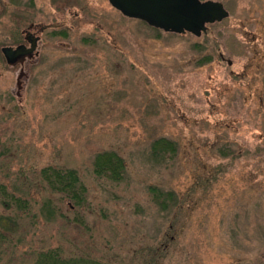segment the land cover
I'll return each mask as SVG.
<instances>
[{
    "label": "rangeland",
    "instance_id": "1",
    "mask_svg": "<svg viewBox=\"0 0 264 264\" xmlns=\"http://www.w3.org/2000/svg\"><path fill=\"white\" fill-rule=\"evenodd\" d=\"M201 1L229 17L197 37L106 0H0V264L52 249L90 264H264V0ZM64 19L8 62L1 49L30 25ZM102 153L120 176L98 170ZM44 169L72 173L79 199Z\"/></svg>",
    "mask_w": 264,
    "mask_h": 264
},
{
    "label": "water",
    "instance_id": "2",
    "mask_svg": "<svg viewBox=\"0 0 264 264\" xmlns=\"http://www.w3.org/2000/svg\"><path fill=\"white\" fill-rule=\"evenodd\" d=\"M126 17L146 22L149 26L167 33H191L200 37L207 31V24L222 22L229 17L224 5L216 1L200 0H109ZM6 47L3 53L10 64L31 54L25 50ZM231 64V61H229Z\"/></svg>",
    "mask_w": 264,
    "mask_h": 264
},
{
    "label": "trees",
    "instance_id": "3",
    "mask_svg": "<svg viewBox=\"0 0 264 264\" xmlns=\"http://www.w3.org/2000/svg\"><path fill=\"white\" fill-rule=\"evenodd\" d=\"M155 149L160 151L174 153L175 146L174 144L170 143L166 140H160L156 143ZM97 165L98 170L103 175H111L114 178L119 174L122 173L124 169V162L123 160L116 154H107L102 153L97 157ZM43 177H45L50 183L51 187L57 190L59 193H70V196L73 199L78 200L79 197L78 190L75 189V182H77V178L74 175H70L72 173L67 172L65 175L62 171H53L50 170H43L42 171ZM70 178L71 180H69ZM50 179V180H49ZM69 195V194H68ZM19 201V200H18ZM15 202H11L10 205L14 207L17 205L19 210L23 207L22 203L24 204V209L27 208L26 202H20V205ZM13 203V204H12ZM28 209V208H27ZM91 260L84 257L73 256L64 258L62 256V252L60 249H52L50 251L41 252L37 257L35 264H90Z\"/></svg>",
    "mask_w": 264,
    "mask_h": 264
},
{
    "label": "flooded vegetation",
    "instance_id": "4",
    "mask_svg": "<svg viewBox=\"0 0 264 264\" xmlns=\"http://www.w3.org/2000/svg\"><path fill=\"white\" fill-rule=\"evenodd\" d=\"M109 5L111 6V8L115 9L116 11H118L123 17L128 18L126 16L123 15V13L118 10L117 8H115L109 0H106ZM64 5V9L62 10L63 12H61L60 17H68L69 13L72 14V12H68L71 10V7L68 6L67 4H63ZM76 10H78L76 8ZM78 16L81 17V13L78 10V12L74 15L75 18H78ZM131 19V18H128ZM68 21L67 19L64 20H59L58 22H52V23H48V24H32L30 25V27L28 28V30H25L23 32V34L25 35V42L23 43H19L17 46H11L10 48L13 49H17L20 47H25V50H29V49H34V51L31 54H27L26 57H32L33 55L36 54L37 48H38V44L40 42V36L38 35L39 31H46V30H54V31H59L61 32L63 29H65L67 27ZM4 49V48H3ZM1 49V50H3Z\"/></svg>",
    "mask_w": 264,
    "mask_h": 264
}]
</instances>
